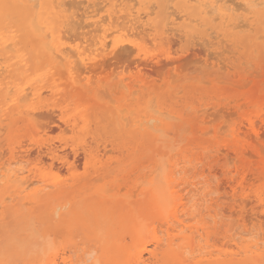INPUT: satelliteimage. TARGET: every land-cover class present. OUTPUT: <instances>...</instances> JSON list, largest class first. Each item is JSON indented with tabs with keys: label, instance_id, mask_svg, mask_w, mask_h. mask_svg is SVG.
Returning <instances> with one entry per match:
<instances>
[{
	"label": "rangeland",
	"instance_id": "obj_1",
	"mask_svg": "<svg viewBox=\"0 0 264 264\" xmlns=\"http://www.w3.org/2000/svg\"><path fill=\"white\" fill-rule=\"evenodd\" d=\"M32 1L38 4L37 7L24 6L20 0H0V35L5 34L12 39V42L8 40V46L0 47V67L7 66L5 71L2 69L4 73L0 69V165H4V160L7 163L18 154H25L21 164L24 167L20 163L19 166L24 168L26 175L30 174L28 170L33 169L30 179L36 180L45 175V179L58 183L39 192L31 202L25 200L23 194H17L20 190L18 183L0 179V264H65L67 257L70 264H139L137 259L140 255L147 264H195V261L197 264H215L217 262L213 260L222 256L236 257L237 264H241L243 257L254 254L251 251L260 248V252H264V0H251L256 1L255 4L250 0H209L213 6L226 3L230 6L235 4L237 8L242 3L243 10L240 6L226 21L211 7L206 11L199 9L201 0H71L74 5L66 0L65 10L60 12L63 18L45 13V9L48 11L46 0ZM250 4L257 6L252 9ZM127 7H134L133 13ZM84 8L87 9L84 11ZM114 11V16L119 18L117 21L114 20L117 17H112ZM123 11L137 12L135 16L141 17L136 24L142 28L133 29V32L127 31V28L130 34L127 33V36L122 35L126 34L125 30L112 31L114 22L120 21L119 26L117 24L119 28L125 26L121 25V19L127 14ZM68 13L73 19L67 17ZM106 13L107 21L104 17ZM77 16L82 21L81 27L80 21L75 20ZM101 16L106 22L100 21L103 19ZM142 16H145L144 19ZM71 19L77 22L78 30L73 21L69 23ZM92 22L93 26L100 25V28L89 25ZM83 24L90 27L85 28ZM60 29L65 35L62 36L65 43L62 46L87 45L81 49L86 48V52L92 53L94 58L102 50L99 40L110 39L107 50L99 52L104 57L99 54L93 59L101 61L98 69L82 68V64L75 63L78 62L75 56L61 58L57 54L56 57V52L47 45L52 39L51 31L62 34ZM142 29L143 32L147 30L148 36L141 32L140 40L144 46L140 47L137 37L141 36L139 32ZM240 29L243 30L240 32ZM69 31L75 32L74 35ZM81 31L85 32V36L91 32V37L88 35L86 38ZM77 32L85 38L81 34L78 36ZM155 34L160 38L168 35V41L161 38L158 42L160 38L153 37ZM151 37L155 38L157 45ZM89 38L90 43L86 41ZM161 41L163 44L170 42V45L163 47ZM91 43L92 46H88ZM121 43L124 45L121 46ZM133 43L138 45V49L145 51V48L148 56L140 50L138 54L137 46L132 48ZM117 44H120L118 49L114 48ZM33 109L37 116L32 113ZM50 119L54 120L50 122ZM147 119L153 121L145 123ZM42 124H45L44 128ZM52 125L55 127L53 131ZM157 129L160 130L155 131ZM208 131L210 135H205ZM44 146L59 149L63 159L45 158L46 153L41 152L46 149ZM247 151L253 157H249ZM42 157L44 162L40 161ZM229 158L237 168L233 167ZM54 161H57L55 165ZM173 165L175 182L169 191H178L175 195L185 194L183 210L189 213L191 210L186 217L187 227L182 233L178 232L182 227L164 218L172 202H167V208H161L153 197L156 194L153 192L156 189L153 183L155 175L158 174V178L164 181V174ZM156 167H160L161 171ZM155 169L157 174L153 171ZM141 180L148 183L142 185ZM37 185L32 184L29 189ZM232 185L237 188L232 189ZM214 189L218 190V194L215 192L213 195ZM245 202L250 203L247 205ZM215 203L221 213L218 223L206 217L208 207ZM232 211L236 214H230ZM246 214L250 215L249 220ZM230 220H234V225L230 224L234 226L232 229L237 227V230L228 226ZM134 224L139 231L130 227ZM256 224L258 226L255 227ZM228 227L232 232L228 233ZM241 228H244L243 231ZM192 231L198 235L194 236L196 241L193 240L195 248L192 242L182 240L183 235H192ZM169 242H173L172 247H169ZM246 247L251 251L245 252ZM121 248H126L131 257H124ZM107 250L111 251L110 254ZM150 250L157 253L151 256ZM175 251L180 258L174 255ZM252 258L247 259V264H264V257L261 260H258L260 257Z\"/></svg>",
	"mask_w": 264,
	"mask_h": 264
},
{
	"label": "bare ground",
	"instance_id": "obj_2",
	"mask_svg": "<svg viewBox=\"0 0 264 264\" xmlns=\"http://www.w3.org/2000/svg\"><path fill=\"white\" fill-rule=\"evenodd\" d=\"M13 1V0H12ZM21 1V3L24 5V6H35V7H37V3L36 2H33L32 0H20ZM70 2H71V4L72 5H74V1L72 2L71 0H69ZM79 1V0H78ZM86 1V0H85ZM85 1H83L84 3H86ZM119 1V0H118ZM122 1H124V0H122ZM132 1H134V0H132ZM192 1V0H191ZM198 1V0H197ZM218 0H216V2H217ZM229 0H227V1H225V2H228ZM233 1V0H232ZM237 1V0H236ZM80 2H81V0H80ZM229 2H231V0L229 1ZM246 2V1H245ZM250 2H251V0H250ZM254 2H256V1H254ZM253 1L251 2V3H254ZM66 3V4H65ZM67 3L68 2H66V0H46V7H47V9H48V11L46 12V9L45 8H43V9H45V13H49V14H55V15H58V17L57 18H63V16H61V14H60V12L62 13V12H64V10H63V7L64 6H66L67 5ZM79 3V2H78ZM95 3V2H94ZM97 3V2H96ZM121 3V2H120ZM236 3V2H235ZM237 3H239V2H237ZM257 3H259L260 4V2H257ZM261 3H262V1H261ZM19 4V3H18ZM88 4H90V3H88ZM137 4V3H136ZM199 6H200V8L199 9H201L202 11H206V9L207 8H209V7H211L210 9L214 12L215 11V13H216V11H217V13H220V17L222 18V20H224V21H226L229 17H230V15H231V13L232 14H234L233 12L236 10V11H238V8H240V6H241V8H242V3H241V5L240 4H238V5H240L239 7H237L236 8V6H235V4H233L234 6H230L228 3V5H226V3H222V4H220V5H215V6H213V4L208 0H201V1H199ZM244 4V3H243ZM255 4V3H254ZM253 4V5H254ZM72 5H70L71 7H73ZM93 5V4H92ZM118 5V4H117ZM119 5H122V4H119ZM118 5V6H119ZM260 5H263V4H260ZM69 6V7H70ZM78 5H76V7H77ZM88 6V5H87ZM91 5H89L88 7H90ZM123 6V5H122ZM135 6V5H134ZM168 6H169V1H168ZM250 6H251V4H250ZM249 6V7H250ZM255 6V5H254ZM254 6L252 7V9H254ZM257 6V5H256ZM256 6H255V8H256ZM68 6H67V9L68 10H71L72 11V9H70ZM78 7H80V4H79V6ZM161 7V6H160ZM170 7V6H169ZM168 7V8H169ZM233 7H235V8H233ZM243 7H244V5H243ZM75 8V7H74ZM100 8V7H99ZM102 8V7H101ZM100 8V9H101ZM116 7H114V9H115ZM133 8L134 7H127L126 9H129V10H131V12L133 13ZM150 8V7H149ZM171 8V7H170ZM76 9V8H75ZM78 9V8H77ZM76 9V10H77ZM85 9H87V8H84V11H85ZM97 9V8H96ZM95 9V10H96ZM113 9V10H114ZM120 9H122V8H120ZM124 10H126L125 8H123ZM122 9V10H123ZM210 9H208L209 10V12H211V13H213ZM68 10H66V11H68ZM79 10V9H78ZM80 10H82V9H80ZM99 10V9H98ZM102 10V9H101ZM242 10H243V8H242ZM31 11H32V9H31ZM87 11V10H86ZM117 13H118V9L117 10H115ZM115 11H114V14L112 15V17H114V18H116V19H114V20H116L117 21V19H119L118 18V15L115 17L114 15H115ZM201 11V12H202ZM245 11V10H244ZM248 11H249V9H248ZM247 11V12H248ZM68 12H70V11H68ZM74 12V11H73ZM81 12V11H80ZM124 12V11H123ZM126 12V11H125ZM125 12H124V14H125ZM131 12L130 13H128V12H126L127 14H126V17H125V15L122 13V15H124L123 17L124 18H129V20L127 19H125L124 20V18H122L121 16L122 15H120L119 14V17L120 18H122L124 21V23H125V21H126V23L124 24H122V19H121V25H125L124 27L123 26H121L120 28L119 27H117V24H118V26H119V23H120V21H119V23L117 22H114L113 24H115L114 25V28H113V25L111 26V30L113 31V29H115L114 30V32L116 31V32H118L119 30L121 31H126V29L128 28V30L127 31H132L133 29H140V27L142 28V26H140V27H137V26H139V25H137L136 23L137 22H140V17L139 16H135L136 14H137V12H134V14H131ZM151 12L152 11H150V14H151ZM208 12V11H207ZM209 12L207 13V14H209ZM256 12V11H255ZM75 13H77V12H75ZM98 13V12H97ZM96 13V14H97ZM116 13V14H117ZM136 13V14H135ZM170 13H172V12H170ZM203 13V12H202ZM65 14H66V12H65ZM79 14V13H78ZM141 14V13H140ZM143 14V13H142ZM33 15V14H32ZM48 15V14H47ZM134 15V18L132 17ZM69 16V13L67 14V17ZM72 16V15H71ZM71 16H69V17H71ZM74 16V15H73ZM82 16V15H81ZM179 16V15H178ZM236 16V15H235ZM234 16V17H235ZM78 17V16H77ZM79 17H80V14H79ZM79 17L78 18H76L75 20H78V21H80V22H78V23H80L79 24V27H81L80 25H82L81 23H82V21L81 20H79ZM83 17V16H82ZM102 17V16H101ZM105 17V19L107 18V13H106V16H104ZM104 17H102L103 19L102 20H100L101 22L104 20ZM130 17H132V18H130ZM143 17V19H144V17L145 16H142ZM181 17V16H180ZM240 17V16H239ZM239 17H237V18H239ZM252 17V16H251ZM72 18V17H71ZM242 18V17H241ZM262 18V17H261ZM73 19V18H72ZM69 20L70 22L69 23H72V21L73 20ZM108 19V18H107ZM107 19H106V21H107ZM111 19H113V18H111ZM142 19V20H143ZM179 19V18H178ZM181 19V18H180ZM218 19V18H217ZM113 20V21H114ZM190 20H192V19H190ZM214 20H216V19H214ZM213 20V21H214ZM256 20V19H255ZM105 21V20H104ZM103 21V22H104ZM105 21V22H106ZM147 21V20H146ZM145 21V22H146ZM239 21H241V23H242V19L241 20H239ZM238 21V22H239ZM28 22H29V17H28ZM66 22V21H65ZM64 22V23H65ZM74 22V26L76 25V30H78V28H77V22L76 21H73ZM98 22V21H97ZM108 22H110V21H108ZM128 22H129V25H126V24H128ZM143 22V21H142ZM237 22V26H239V23ZM246 22V21H245ZM244 22V23H245ZM112 23V20H111V22H110V24ZM148 23V21L146 22V24ZM172 23V22H171ZM224 23V22H223ZM256 23V22H255ZM255 23H254V25H255ZM37 24H38V22H37ZM58 24V23H57ZM67 24V23H66ZM65 24V25H66ZM89 24V23H88ZM88 24H83V26H85V28H86V26L88 25ZM99 24V23H98ZM135 24H136V26H135ZM139 24V23H138ZM141 24H143V23H141ZM140 24V25H141ZM146 24H145V26H146ZM231 24V23H230ZM89 25H92L93 26V22H92V24H89ZM95 25H97V24H95ZM242 25V24H241ZM246 25H247V23H246ZM246 25H244L243 27H247ZM27 26H30L29 24L27 25ZM59 26V25H58ZM92 26H91V28L90 29H92ZM100 26V25H99ZM99 26H96V27H99ZM152 26H154V25H151V23H150V27L152 28ZM223 26V25H222ZM236 26V27H237ZM32 27H33V25H32ZM70 27H72V26H70ZM88 27H90V26H87V28ZM93 27H95V26H93ZM95 27V28H96ZM116 27V28H115ZM123 27V28H122ZM149 27V26H148ZM168 27V26H167ZM14 28V27H13ZM83 28V27H82ZM100 28V27H99ZM118 28V29H117ZM155 28V27H154ZM154 28H152V29H154ZM170 28V27H169ZM248 28V27H247ZM246 28V29H247ZM36 29V28H35ZM47 29V28H46ZM89 29V30H90ZM98 29V28H97ZM104 29H106V28H104ZM104 29H100V31H104ZM147 29H149V28H147ZM151 29V31L153 32L154 30H152ZM250 29V28H249ZM1 30V29H0ZM93 30V29H92ZM96 30V29H95ZM107 30H108V27H107ZM150 30V29H149ZM191 30V29H190ZM243 30V29H242ZM241 29L239 30L240 32L242 31ZM251 30H253V28L251 29ZM31 31V30H30ZM60 32L62 31L61 29L59 30ZM100 31L98 32H96V33H99L100 34ZM106 31V30H105ZM110 31V30H109ZM126 31V34H123L122 33V35L123 36H127V33H128V35H130L129 34V32H127ZM139 31V30H138ZM246 31V30H245ZM56 31H51V37H52V39H51V41H48V45H47V47L48 48H50V49H52L53 51H55L56 52V57H57V54H58V57H64V58H67V57H77V60H78V62H75V63H77L78 65H80V64H82V68H84V66H85V68L87 69V70H96V68H97V66H99V64H100V62H98V60L97 61H94L93 59H95L96 57H97V55H99L100 53L99 52H101L102 50H103V52L104 51H106L107 50V46H108V43L107 42H109L108 40H110V39H108L107 41H105V40H99V43L101 44L100 45V48L102 49V50H100L99 52H97L96 53V57L94 58V57H92L91 56V54L92 53H89V52H86V48L85 49H81V48H84V47H86L87 45H85V46H83V47H79V46H74V45H70L69 47L68 46H62V45H64L65 43L63 42V37L62 36H65L62 32V34H56L55 33ZM63 32H64V30H63ZM69 32H71V31H69ZM82 32V31H81ZM88 32V29H87V31H86V33ZM133 32V31H132ZM141 32L142 33H146V35L148 36V33H147V30L146 29H144V32H143V29L142 30H140V32H139V38L137 37V40L139 39L140 40V38L142 39V35L143 34H141ZM149 32V31H148ZM156 32V31H155ZM154 32V33H155ZM168 32V31H167ZM169 32H171L170 30H169ZM167 33L168 35L170 34V33ZM175 32V31H174ZM178 31H176V33H177ZM72 33V35H74L73 33H75V32H71ZM79 35L78 36H80V34L82 35V38L85 36V32L83 31L82 33H84V36H83V34L82 33H80V32H77ZM76 33V34H77ZM93 33H95L94 31H93ZM106 33H107V31H106ZM113 33V32H112ZM135 33H137V31L135 32ZM134 33V34H135ZM2 34V33H1ZM99 34H97V35H99ZM133 34V33H132ZM131 34V35H132ZM138 34V33H137ZM157 34V33H156ZM155 34V36H153V37H155L156 38V35ZM174 34V33H173ZM233 34V33H232ZM90 36L91 37V32L90 33H88V34H86V36ZM108 35V34H107ZM107 35H105V36H107ZM121 35V34H120ZM153 35V34H152ZM168 35H163L164 37H166V38H162V40L163 39H165V40H167V38H168ZM175 35H177V34H175ZM180 35H184V34H180ZM186 35V34H185ZM49 36V35H48ZM85 36V37H86ZM93 36H95L96 37V34L94 35L93 34ZM109 36V35H108ZM111 36H112V34H111ZM135 36V35H134ZM159 36V37H158ZM157 37L158 38H160V35H158ZM170 36V35H169ZM187 36V35H186ZM50 37V36H49ZM69 37V36H68ZM72 36H70V38H71ZM84 37V38H85ZM99 37V36H98ZM153 37H151L154 41H156L155 40V38H153ZM172 37V36H171ZM65 38V37H64ZM67 38V37H66ZM75 38V37H74ZM79 39L81 38V37H78ZM87 38V37H86ZM97 38V37H96ZM111 38V37H110ZM144 38V37H143ZM146 38H148V37H146ZM150 38V40H152ZM161 38L160 39H157V41L158 40H161ZM10 38L7 36V35H5V34H2V35H0V47H3V46H8L7 45V42H8V40H9ZM72 39V38H71ZM95 38L93 37V39L92 40H94ZM105 39V38H104ZM172 39H174V38H172ZM221 39V38H220ZM11 40V42H12V39H10ZM67 40V39H66ZM68 40H70V39H68ZM74 40V39H73ZM83 40V39H82ZM82 40H80L81 41V43H82ZM86 40V39H85ZM95 40H97L98 41V38L97 39H95ZM116 40V39H115ZM120 40H122V39H120ZM129 40V39H128ZM152 40V41H153ZM164 40V41H165ZM169 40H171L170 39V37H169ZM176 41H177V39H175ZM223 40V39H222ZM75 41V40H74ZM73 41V42H74ZM86 41H90V42H92L91 40H90V38H89V40H86ZM97 41H95V42H97ZM148 41V40H147ZM157 41H156V45H157ZM163 41V42H164ZM168 41V40H167ZM68 42V41H67ZM72 42V41H71ZM87 42V43H88ZM89 42V43H90ZM94 42V41H93ZM122 42V41H121ZM123 42H125L124 40H123ZM122 42V43H123ZM135 42V41H134ZM144 42H145V45L147 44L146 43V41L144 40ZM159 42V41H158ZM173 42V41H172ZM197 42V41H196ZM199 42V41H198ZM98 43V42H97ZM97 43H95V45L97 44ZM121 43V44H122ZM129 44H130V42H128ZM139 43H140V47H142V46H144V43H143V41H139ZM138 43V44H139ZM161 43V45L163 44L162 43V41L160 42ZM177 43H178V41H177ZM203 43V42H202ZM8 44H10L9 42H8ZM72 44H74V43H72ZM92 44L93 43H91V45H88V46H92ZM128 44V45H129ZM134 45V47H132V48H136V46H137V49H138V45L136 44L135 45V43H133ZM166 45H170V42H168V43H165ZM165 44H163V47H164V45ZM79 45H80V42H79ZM113 45V44H112ZM118 46L117 47H114V48H116V49H118V47H119V45L120 44H117ZM124 44H122L121 46H123ZM125 45H127V43L125 44ZM130 45H132V44H130ZM158 45H159V43H158ZM161 45H159V46H161ZM202 45V44H201ZM81 46H82V44H81ZM116 46V45H115ZM68 47V48H67ZM99 47V46H98ZM98 47L96 48V51H98ZM112 48V47H111ZM113 48V49H114ZM122 48V47H121ZM120 48V49H121ZM2 48H0V50H1ZM89 49V48H88ZM91 49H93L92 47H91ZM115 49V50H116ZM123 49H125V48H123ZM130 49H131V47H130ZM145 51H146V49L145 48H143ZM134 50V49H133ZM143 51L142 50V48L140 49H138L137 50V52L138 51ZM222 50H223V48H222ZM135 51V50H134ZM140 51L138 52V54H140ZM145 51H143L142 53H144V55L145 54H147V56H148V53L147 52H145ZM91 52V51H90ZM92 52H94V50H92ZM114 52V51H113ZM227 52H228V50H227ZM89 53V54H88ZM108 53V52H107ZM106 53V54H107ZM221 53V52H220ZM229 53V52H228ZM99 56H101V57H104V56H102V53L99 55ZM149 57H151V55L149 56ZM234 57V56H233ZM105 58H106V56H105ZM104 58V59H105ZM146 58V57H145ZM152 58V57H151ZM150 58V59H151ZM235 58V57H234ZM1 59V58H0ZM3 59V58H2ZM147 59H149V58H147ZM231 59V58H230ZM151 60H153V59H151ZM76 61V60H75ZM79 61L81 62V63H79ZM102 61H103V59H102ZM1 65V64H0ZM76 65V64H75ZM7 69V66H3V67H0V69L2 70V69ZM76 68V67H75ZM84 68V69H85ZM5 69H4V71H5ZM78 69V68H77ZM98 69V68H97ZM0 70V71H1ZM38 70V69H37ZM79 70H80V68H79ZM78 70V71H79ZM4 71L2 70L1 72L2 73H4ZM11 71V70H10ZM77 71V70H76ZM81 71V70H80ZM82 72V71H81ZM1 73V74H2ZM0 74V75H1ZM46 74V73H45ZM79 74V73H78ZM81 74V73H80ZM8 88H10V87H8ZM24 88V87H23ZM26 89V88H25ZM133 91V90H132ZM259 91V90H258ZM30 92V91H29ZM44 92V91H43ZM45 92H46V90H45ZM28 94H30V93H28ZM39 94V93H38ZM37 94V95H38ZM41 94H42V92H41ZM41 97V96H40ZM153 99V98H152ZM239 100H241V99H239ZM238 101V100H237ZM8 102V101H7ZM152 102H154L153 100H152ZM243 103V102H242ZM155 104V103H154ZM244 105V104H243ZM156 106V105H155ZM152 107V106H151ZM240 107H242V105L240 106ZM27 109H28V107H27ZM32 109V108H31ZM153 109V108H152ZM219 109H223V108H219ZM229 109H232V108H229ZM37 110V109H36ZM123 110H124V108H123ZM233 110V109H232ZM24 111V110H23ZM34 111V109L32 110V113H34V115H36L37 116V114H35V112H33ZM51 111V110H50ZM155 111H156V109H155ZM220 111V110H219ZM225 111V110H224ZM58 112V111H57ZM131 112V111H130ZM161 112V111H160ZM233 112V111H232ZM232 112H230L229 114H231ZM261 112V111H260ZM30 113V112H29ZM36 113H40V112H36ZM48 113V112H47ZM52 113V112H51ZM234 113H235V110H234ZM233 113V114H234ZM60 114V113H59ZM263 114V113H262ZM45 115V114H44ZM224 116L226 115V112H225V114H223ZM235 115V114H234ZM261 115V114H260ZM41 116V115H40ZM43 116V115H42ZM46 116V115H45ZM51 116H53V115H51ZM56 116V115H55ZM54 116V117H55ZM143 116V115H142ZM173 116V115H172ZM229 116H231V115H229ZM228 116V117H229ZM233 116V115H232ZM144 117V116H143ZM223 117V116H222ZM227 117V116H226ZM227 117V118H228ZM239 117V116H238ZM38 118H43V117H39L38 116ZM49 118H53V117H50L49 116ZM235 118H237V116L235 117ZM46 119H48V117H46ZM153 119V118H152ZM152 119H147L146 120V122L145 123H151L153 120ZM229 119V118H228ZM3 120H5V119H3ZM52 119H50V122H52L51 121ZM126 120V119H125ZM46 121H48V120H46ZM145 121V120H144ZM256 121H259L258 119H256ZM255 121V122H256ZM49 122V123H50ZM58 122V121H57ZM243 122V121H242ZM252 122H254V120L252 121ZM45 123V122H44ZM60 123V122H59ZM237 123V122H236ZM126 124V123H125ZM158 124V123H157ZM254 124V123H253ZM257 124V123H256ZM46 125H48V123L46 124ZM70 125V124H69ZM127 125V124H126ZM141 125V124H140ZM149 125V124H148ZM255 125V124H254ZM44 126H45V124L43 125L42 124V127L44 128ZM49 126V125H48ZM48 126H46V127H48ZM60 126H62V125H60ZM225 126V125H224ZM244 126V125H243ZM242 126V127H243ZM52 127H53V129L52 128H50V129H52L51 131H53L54 130V126L52 125ZM149 127V126H148ZM151 127V126H150ZM241 127V128H242ZM256 126H252V128H255ZM7 128V127H6ZM64 128L65 129H67L66 128V126H64ZM225 127H223V129H224ZM237 128V127H236ZM243 128H245V127H243ZM242 128V129H243ZM0 129H2V128H0ZM65 129H64V131H65ZM155 129V128H154ZM153 129V130H154ZM235 129V128H234ZM62 130H63V127H62ZM120 130V129H119ZM158 130H160V129H157V130H155V131H158ZM262 130V129H261ZM4 131V130H3ZM48 131V130H47ZM63 131V132H64ZM70 131V130H69ZM224 131V130H223ZM223 131H221L222 132V134H223ZM119 132V131H118ZM126 132V131H125ZM248 132V131H247ZM3 133V132H2ZM136 133H138V132H136ZM204 133H205V131H204ZM207 133V132H206ZM213 133V132H212ZM241 133H243V132H241ZM253 133V132H252ZM37 134V133H36ZM209 134V131H208V133L207 134H205V135H208ZM244 134V133H243ZM260 134H262V133H260ZM41 135V134H40ZM44 135V134H43ZM210 135V134H209ZM229 135V134H228ZM237 135L238 134H236V137H237ZM250 135L252 136L253 134H251L250 133ZM29 136V135H28ZM63 136V135H62ZM61 136V137H62ZM213 136V135H212ZM211 136V137H212ZM247 136V135H246ZM261 136V135H260ZM264 136V135H263ZM22 137V136H21ZM216 137V136H215ZM239 137V136H238ZM39 138V137H38ZM65 138H67V137H65ZM247 138H248V136H247ZM251 138H253V136L251 137ZM24 139V138H23ZM40 139V138H39ZM254 139V138H253ZM38 140V139H37ZM61 141H63V140H61ZM28 142V141H27ZM42 142V141H41ZM44 142H45V140H44ZM43 142V143H44ZM89 142V141H88ZM184 142V141H183ZM253 142H255L256 143V141L254 140ZM55 143H57V142H55ZM77 143V142H76ZM92 143V142H91ZM241 143H244V142H241ZM5 144V143H4ZM60 144H62V143H60ZM21 145H22V142H21ZM32 145H33V143H32ZM35 145V144H34ZM39 145V144H38ZM106 145V144H105ZM243 145V144H242ZM256 145H258V143L256 144ZM69 146V145H68ZM99 146H101V145H99ZM19 147V146H18ZM43 147V146H42ZM129 147V146H128ZM134 147V146H133ZM44 148H46L45 146H44ZM245 148V147H244ZM243 148V149H244ZM261 148V147H260ZM260 148H258V149H260ZM7 149V148H6ZM69 149V148H68ZM67 149V150H68ZM223 149V148H222ZM28 150V149H27ZM65 150H66V148H65ZM100 150V149H99ZM102 150V149H101ZM210 150V149H209ZM248 150V149H247ZM5 151V150H4ZM21 150H19V152H20ZM25 150H23L22 152H24ZM32 151V150H31ZM35 151V150H34ZM33 151V152H34ZM64 151V150H63ZM69 151H71V150H69ZM107 151H109V149H107ZM106 151V152H107ZM125 151V150H124ZM173 151H174V149H173ZM261 151V150H260ZM262 151H264V150H262ZM42 153H46V156H45V158L47 157L49 160L51 159V160H55V159H58V160H60V159H63V157H61L60 155H59V149H58V151H57V149L55 148V147H47L45 150L43 149L42 151H41ZM224 152V151H223ZM7 153V152H6ZM63 153V152H62ZM65 153V152H64ZM67 153V152H66ZM103 153H105V152H103ZM114 153V152H113ZM231 153V152H230ZM250 153V152H249ZM249 153H248V151L246 152V154H248V156L249 157H253V155H249ZM263 154H264V152H262ZM3 154V153H2ZM79 154H82V153H80L79 152ZM218 154V153H217ZM220 154V153H219ZM222 154V153H221ZM224 154V153H223ZM250 154H252V153H250ZM25 155V154H24ZM24 155H22V156H20L19 154H18V156H19V158H18V156L17 157H15V158H12V161H10V162H8V160H7V163H5V160H4V165L2 164V165H0V179H2V181L4 180V179H8V180H10V181H14L15 183H18V186H19V188H20V190H19V193H17V194H23V198L25 199V200H27V201H31L32 199H33V197L34 196H36L39 192H42V191H44L45 189H47V188H49V187H51V186H57V183L58 182H56V181H51V180H48V179H45V175H43V176H41V177H39V178H36V180H32V179H30L29 177H30V174H31V172H32V170L33 169H30V170H28V172H30V174H25V170H24V166L23 165H21L22 164V160L25 158V156ZM31 155V154H30ZM29 155V156H30ZM3 156V155H2ZM15 156V155H14ZM68 156V155H67ZM212 156V155H211ZM4 157V156H3ZM72 157V156H71ZM254 157H256L255 155H254ZM258 157V156H257ZM70 158V157H69ZM163 158V157H162ZM232 158V157H231ZM231 158H229V160L231 159ZM0 159H2V157H0ZM82 159V158H81ZM81 159H80V161H81ZM57 160V161H58ZM228 160V161H229ZM232 160H233V158H232ZM232 160H230V161H232ZM237 160V159H236ZM235 159H234V161H236ZM40 161L41 162H44V157H42L41 159H40ZM57 161H54V165H55V162L57 163ZM77 161H78V159H77ZM104 161V160H103ZM59 162V161H58ZM61 162V161H60ZM59 162V163H60ZM237 162H238V160H237ZM236 162V163H237ZM19 163H20V165L21 166H23L22 168H21V166H19ZM25 163V162H24ZM40 163V162H39ZM79 163H81V162H79ZM78 162H77V164H79ZM113 163V162H112ZM135 163V162H134ZM166 163V162H165ZM7 164V165H6ZM17 164H18V166H17ZM34 164V163H33ZM49 164V163H48ZM232 165H233V167H235L234 166V164H233V161H232V163H231ZM237 164H239V163H237ZM16 165V166H15ZM25 165V164H24ZM81 165V164H80ZM151 165V164H150ZM167 165V164H166ZM228 165H230V164H228ZM227 165V166H228ZM232 165H230V167L232 166ZM78 166V165H77ZM18 167V168H17ZM79 167V166H78ZM100 167V166H99ZM229 167V166H228ZM229 167V168H230ZM26 168V167H25ZM47 168V167H46ZM65 168V167H64ZM81 168V167H80ZM157 169H159V171H161V169H160V167L158 168V167H156ZM174 168V169H173ZM232 168V167H231ZM235 168H237V166L235 167ZM62 169V168H61ZM139 169V168H138ZM137 169V170H138ZM166 169H167V166H166ZM136 170V171H137ZM219 170V169H218ZM27 171V170H26ZM62 171H63V169H62ZM84 171V170H83ZM153 171H156V169L155 170H153ZM174 171H175V165H173L172 166V169L171 168H169L168 170H167V172L164 174V176H163V178H164V181H162V179L160 180L159 178H158V172L156 171V174H157V176L155 175V177H154V179H153V183H155L156 184V189L153 191V192H155L156 194H155V196H153V197H155V200H156V202H158L159 203V206L161 207V208H163V207H166L167 208V202L169 203V201H171L172 203H170L169 205H172V207L171 208H169V209H167L168 211H169V213H167L166 215H165V217L164 218H166V219H170V221H172L173 223H177L178 224V226H180V227H182L183 229L182 230H180V231H178V232H184L185 231V228L184 227H187V225L185 224V222H186V217H188L189 215H190V213H191V210H190V213L189 212H186V211H184L183 210V208H184V206H185V200H186V196H185V194H176L175 195V193H178V191H169V189H170V187L172 186V184L175 182V179H174ZM220 171V170H219ZM85 172V171H84ZM217 172V171H216ZM235 172H236V169H235ZM60 173H61V171H60ZM59 173V174H60ZM135 173V172H134ZM178 173V172H177ZM181 173V172H180ZM219 174L220 173H222V172H218ZM227 173V172H226ZM71 174V173H70ZM133 174V173H132ZM131 174V175H132ZM223 174V173H222ZM233 174H234V176L236 175V173H234L233 172ZM75 175V174H74ZM214 175V174H213ZM248 175V174H247ZM63 176V175H62ZM71 176V175H70ZM79 176H80V174H79ZM219 176V175H218ZM250 176H251V174H250ZM35 177H37V176H35ZM58 177H61V176H58ZM69 177V176H68ZM98 177H100V175L98 176ZM213 177H215V176H213ZM57 178V177H56ZM56 178H54V179H56ZM94 178V177H93ZM129 178V177H128ZM231 178V177H230ZM244 177H242V179H243ZM92 179V178H91ZM95 179V178H94ZM94 179H92V180H94ZM99 179V178H98ZM97 179V180H98ZM157 179H159L158 181H159V183L157 184L156 183V181H157ZM215 179V181H216V177L214 178ZM57 180V179H56ZM143 180V179H142ZM141 180V181H142ZM1 181V180H0ZM1 181V182H2ZM58 181V180H57ZM94 181H96V180H94ZM144 181V180H143ZM142 181V183H140V184H142V185H144L147 181L145 180V183ZM214 181V180H213ZM222 181H223V179H222ZM255 181V180H254ZM87 182L88 181H86L85 183L87 184ZM130 182V181H129ZM94 183V182H93ZM92 183V184H93ZM148 183V182H147ZM146 183V184H147ZM152 183V184H153ZM239 183V182H238ZM237 183V184H238ZM241 183V182H240ZM243 183V182H242ZM32 184H38L36 187H34V188H31V189H29L30 188V186L32 185ZM162 184H167L166 186H163V187H161V185ZM199 184V183H198ZM198 184H195V186L196 185H198ZM205 184H207V183H205ZM236 184V185H237ZM213 185V184H212ZM67 186H69V185H67ZM215 186V185H214ZM222 186V185H221ZM238 186H240V185H238ZM107 187V186H106ZM123 187V186H122ZM138 187V186H137ZM165 187V188H164ZM203 187V186H202ZM207 187V186H206ZM219 187H220V184H219ZM247 187V186H246ZM245 187V188H246ZM85 188H87V186L85 187ZM221 188V187H220ZM226 188V187H225ZM237 187L235 186V185H232V189H236ZM65 189H66V187H65ZM137 189V188H136ZM224 189V188H223ZM239 189V188H238ZM29 190H31V191H29ZM105 190H107V189H105ZM105 190H103V191H105ZM110 190H113V189H109V190H107V191H110ZM219 190H221V189H219ZM247 190V189H246ZM240 191V190H239ZM238 191V192H239ZM106 192V191H105ZM133 192H135L134 190H133ZM203 192V191H202ZM201 192V193H202ZM216 192V194H218L217 192H218V190L217 191H215V189H214V192H213V195H214V193ZM221 192V191H220ZM242 192V191H241ZM253 192V191H252ZM45 193V192H44ZM62 193V192H61ZM166 193H167V195H166ZM222 193H224V191L222 192ZM243 193V192H242ZM210 194H211V196H212V193L210 192ZM225 194V193H224ZM249 194V193H248ZM261 194V193H260ZM135 195V193H133V196ZM177 196V199H178V201L175 203L174 202V199H175V196ZM223 195V194H222ZM229 195V194H228ZM227 195V196H228ZM204 196H208V195H204ZM226 196V197H227ZM246 196V195H245ZM263 196V195H262ZM219 197H221V196H219ZM222 197H225L224 195L222 196ZM11 198V197H10ZM9 198V199H10ZM191 198V197H190ZM236 198V197H235ZM1 199V198H0ZM6 199H8V198H6ZM201 199V198H200ZM199 199V200H200ZM203 200H204V197L202 198ZM228 199V198H227ZM218 200V199H217ZM219 202H221V199L219 198ZM237 200V199H236ZM239 201H240V199H238ZM237 200V201H238ZM246 200V199H245ZM27 201H25L26 203H28ZM190 201L192 202V200L190 199ZM189 201V202H190ZM242 201H244V199L242 200ZM254 201V200H253ZM252 201V202H253ZM261 201V200H260ZM32 202V201H31ZM93 202V201H92ZM188 202V203H189ZM190 202V203H191ZM218 202V201H217ZM246 202H248V201H246ZM245 202V203H246ZM187 203V205H190V204H188ZM240 204H241V202H239ZM250 203V202H249ZM248 203V204H249ZM55 204H57V203H55ZM222 204V203H221ZM247 204V203H246ZM247 204V205H248ZM87 206V205H86ZM98 206V205H97ZM103 206V205H102ZM192 206H194V204H192ZM233 206H234V204H233ZM104 207V206H103ZM108 207V206H107ZM135 207V206H134ZM217 204L215 203V204H212V205H210L209 207H208V213H206V214H208V215H206V217L208 216L209 218H212L213 219V222L215 221V223H218V217H219V215H221V213L217 210ZM237 207V206H236ZM259 207V206H258ZM257 207V208H258ZM109 208V207H108ZM190 208H192L191 206H190ZM85 209H87V208H85ZM111 209V208H110ZM109 209V210H110ZM130 210H131V212H132V208H129ZM129 209H127V211H129L130 212V210ZM221 209H222V207H221ZM227 209V208H226ZM95 210V209H94ZM106 210H107V208H106ZM106 210H105V212H106ZM137 210V209H136ZM187 210H188V208H187ZM249 210V209H248ZM111 211V210H110ZM126 211V212H127ZM234 211V210H233ZM233 211L230 213V214H236V212L235 213H233ZM1 212V211H0ZM55 212H56V210H55ZM100 212V211H99ZM229 212V211H228ZM243 212V211H242ZM247 212H249V211H247ZM106 213H108V212H106ZM105 213V214H106ZM2 214V213H1ZM84 214V213H83ZM130 214V213H129ZM248 214V213H247ZM246 214V215H247ZM252 214H254V213H252ZM258 214V213H257ZM95 215V214H94ZM101 215V214H100ZM102 215H103V213H102ZM131 215H132V213H131ZM246 215H244V216H246ZM264 215V214H263ZM56 216V215H55ZM88 216V215H87ZM97 216V215H96ZM104 216V215H103ZM128 216H130V215H128ZM248 216H250V215H247V218H248V220H249V217ZM258 216H259V214H258ZM262 216V215H261ZM94 217V216H93ZM98 217V216H97ZM106 217V216H105ZM132 217V216H131ZM128 218V220H131L132 218ZM223 217V216H222ZM234 217H235V215H234ZM264 217V216H263ZM250 218H254V217H250ZM262 218V217H261ZM89 219V218H88ZM231 219V218H230ZM232 219H234V218H232ZM256 219V218H255ZM99 220H100V218H99ZM102 220V219H101ZM100 220V221H101ZM105 220V219H104ZM103 220V221H104ZM147 220V219H146ZM245 220H246V218H245ZM248 220H246V221H248ZM251 220V219H250ZM108 221V220H107ZM111 221V220H110ZM205 220L203 219L202 220V222H204ZM233 221V222H232ZM258 221V220H257ZM249 222V221H248ZM247 222V223H248ZM251 222V221H250ZM262 222V221H261ZM100 224V223H99ZM102 224H104V223H102ZM132 224H133V220H132ZM230 224H232V225H234V220H230V223L228 224V226H230L231 227V225ZM250 224V223H249ZM249 224H248V226H249ZM251 226V225H250ZM255 227L256 226H258V224H256V225H254ZM105 227V226H104ZM123 227V226H122ZM130 227H133V229H135L136 231H139V227L136 225V224H134V225H132V226H130ZM230 227H228V233H230V231L231 230H237V227L235 228V229H232L234 226H232L231 227V230H229L230 229ZM253 227V226H252ZM251 227V228H252ZM255 227H253V228H255ZM201 228H203V226H201ZM249 229H250V227H248ZM253 228H252V230H253ZM100 229V228H99ZM187 229V228H186ZM200 229V228H199ZM243 229L244 228H241V230L243 231ZM105 230V229H104ZM103 230V231H104ZM129 230L131 231V229L129 228ZM227 230H226V232H227ZM34 231H36L35 229H34ZM249 231V230H248ZM151 232V231H150ZM156 232V231H155ZM232 232V231H231ZM245 232V231H244ZM97 233V232H96ZM102 233V232H101ZM133 233V232H132ZM243 233V232H242ZM245 233H247V232H245ZM244 233V234H245ZM251 233V232H250ZM134 234V233H133ZM168 234V233H167ZM135 235H138L137 234V232H135ZM195 234V231H192V235H183L182 236V240H186L187 242H192V246H193V240L194 239H196L195 237H197L198 235H196ZM202 234H200V236H201ZM203 235H204V232H203ZM228 235V234H227ZM195 236V237H194ZM250 236V235H249ZM252 236V235H251ZM103 238H104V236H103ZM138 238L139 237H137L136 236V239L138 240ZM142 238V237H141ZM249 238V237H248ZM199 239H200V237H199ZM252 239H253V236H252ZM120 240V239H119ZM160 240V239H159ZM214 240V239H213ZM114 241H116L115 239H114ZM194 241H196V240H194ZM216 241V240H215ZM217 241H219V238H218V240ZM216 241V242H217ZM227 241V240H226ZM117 242V241H116ZM141 242H142V240H141ZM207 242V241H206ZM233 242V241H232ZM261 242V241H260ZM259 241H258V243H260ZM115 243V242H114ZM118 243V242H117ZM261 243H263V242H261ZM120 244V243H119ZM173 244V242H169V247H172L171 245ZM224 244H226V243H224L223 242V245ZM263 245V244H262ZM116 247H117V245H115ZM146 246V245H145ZM175 246V245H174ZM225 246V245H224ZM100 247V246H99ZM115 247V248H116ZM156 247H158V246H156ZM194 247V246H193ZM226 247V246H225ZM231 247V246H230ZM260 247V246H259ZM119 248V247H118ZM142 248V247H141ZM185 248H186V246H185ZM195 248V247H194ZM249 247H246V249H245V252H250L251 250L250 249H248ZM262 248V247H261ZM142 249H144V248H142ZM186 249H188V248H186ZM196 249H197V247H196ZM125 255H124V257H126V258H130L131 257V255L129 254V252H128V250L125 248V249H123V248H121L120 249ZM120 250H119V252H120ZM225 250V249H224ZM237 250V249H236ZM108 251V253L110 254V252L111 251H109V250H107ZM60 252V251H59ZM64 252V251H63ZM79 252V251H78ZM92 252H94V251H92ZM106 252V251H105ZM154 252L155 253H157L156 252V250L155 251H152V250H150V255L152 256V255H154ZM194 253H195V251H193ZM192 252V253H193ZM197 252V251H196ZM239 252V251H238ZM252 253H254V254H250L249 256H246L245 258L243 257V260L240 262L241 264H247V259L249 258V259H252L253 260V258L252 257H254V259H256L255 257H257V259H258V257H260V259H258V260H261V258L262 257H264V255H263V253L264 252H260V248H257V250H255L254 252L253 251H251ZM185 253H187V252H185ZM192 253H191V255H192ZM201 253V252H200ZM84 254H90V253H84ZM106 254V253H105ZM140 254V253H139ZM65 255V254H64ZM90 255H92V254H90ZM89 255V256H90ZM106 255H108V254H106ZM174 255L175 256H178L179 258H180V255L178 254V252H176L175 251V253H174ZM214 255V254H213ZM233 255H235V254H233ZM73 256V255H72ZM121 256V255H120ZM151 256H150V258H151ZM203 256V255H202ZM227 256V255H226ZM237 256V255H236ZM60 257H61V254H60ZM62 257H64V256H62ZM74 257V256H73ZM92 257V256H91ZM133 257V256H132ZM145 257V256H144ZM195 257V256H194ZM194 257H192V258H194ZM68 258V257H67ZM67 258H66V261L64 260V263L65 264H70V260H67ZM104 258V257H103ZM135 258V257H134ZM201 258V257H200ZM200 258H199V260H200ZM213 258V257H212ZM59 259V258H58ZM65 259V258H64ZM87 259H90V258H87ZM87 259H86V261H87ZM153 259H155V258H153ZM209 259H211V258H209ZM209 259H207V260H209ZM237 258L236 257H231V258H227V257H224L223 258V256L221 257V258H215L214 260H213V262H217V263H219V264H237L239 261L238 260H236ZM241 259V258H240ZM249 259H248V261H249ZM120 260V259H119ZM138 263L139 264H147L146 262H144L143 261V256L142 255H140L139 257H138ZM150 260H152V258L150 259ZM81 261H82V259H81ZM160 261V260H159ZM206 261V260H205ZM263 262H264V260H262ZM261 261V262H262ZM76 262H78V261H76ZM80 262V261H79ZM108 262V261H107ZM125 262H127L126 261V259H125ZM178 262V261H177ZM81 263H83V262H81ZM135 263V262H134ZM150 263H153V261L152 262H150ZM195 264H197L196 263V261L194 262ZM200 263V262H199ZM198 263V264H199ZM217 263H215V264H217ZM136 264V263H135ZM157 264V263H156ZM161 264V263H160ZM249 264V263H248Z\"/></svg>",
	"mask_w": 264,
	"mask_h": 264
}]
</instances>
